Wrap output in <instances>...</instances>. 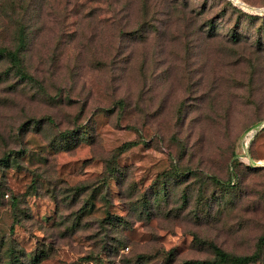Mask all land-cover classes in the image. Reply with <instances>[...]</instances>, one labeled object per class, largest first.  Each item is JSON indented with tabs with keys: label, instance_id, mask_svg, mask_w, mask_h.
I'll return each instance as SVG.
<instances>
[{
	"label": "rangeland",
	"instance_id": "obj_1",
	"mask_svg": "<svg viewBox=\"0 0 264 264\" xmlns=\"http://www.w3.org/2000/svg\"><path fill=\"white\" fill-rule=\"evenodd\" d=\"M111 1L76 27L61 0L19 13L35 79L0 60V158L11 157L0 264H186L211 260L209 242L253 252L264 235V0ZM116 8L130 26L111 46L116 18L104 12Z\"/></svg>",
	"mask_w": 264,
	"mask_h": 264
},
{
	"label": "trees",
	"instance_id": "obj_2",
	"mask_svg": "<svg viewBox=\"0 0 264 264\" xmlns=\"http://www.w3.org/2000/svg\"><path fill=\"white\" fill-rule=\"evenodd\" d=\"M28 0H0V34L2 32H6L9 27L14 26V33L13 36H11L8 40L2 39L0 40V60H6L9 63V70L14 69L16 70L21 77L29 78L34 80V76L28 74V69L25 65V61L22 55L23 49L25 48L26 44V38H27V32L28 28L23 24L22 19L19 17V13L26 12L28 10ZM33 1V0H32ZM49 0H41V4L43 5V2L47 3ZM112 2L111 0H61L60 4H62L61 11L64 12L66 17H72L75 15V18H72L71 24H77L76 22H80L81 17L87 16V14L81 13L82 11H86V9L95 7L97 4H102L103 2ZM118 4L120 0H115ZM145 1V0H144ZM121 3V2H120ZM160 3L162 5H167V7H180L182 6L178 1L173 0V4L171 0H160ZM49 4V3H47ZM142 4L143 0H142ZM120 7H124V4H120ZM119 10L116 8L115 10L111 12L105 11L104 13H109V16L106 18H116V22H113V20L110 22L111 25L115 26L113 28V34L111 35V38L109 39V44L111 46L114 45V42L118 41L121 38L122 33H124L125 29L129 27L130 23L129 20L123 22L117 21V15L116 12ZM72 12V13H71ZM106 15V14H105ZM16 16V18H15ZM107 16V15H106ZM64 26V21L62 22ZM17 28V29H16ZM112 33V32H111ZM122 101H120L121 103ZM49 121H52V119L48 118ZM135 141H127L122 143L119 147H117L114 151L113 158H116L117 155L121 154L128 148L135 146ZM10 152L5 154L3 157L0 158V165L7 166L10 164L11 157L9 155ZM212 181L219 183V180L214 175L209 176ZM3 196V193H1ZM15 198L12 200V208H14ZM14 212V211H13ZM15 212H14V219L13 223L10 226V231H13V224L16 220L15 218ZM5 245V244H4ZM209 246L212 250L213 257L209 261H196L191 262L188 261L186 264H250L253 262L258 261L262 256V251L264 249V235H261L258 237L256 242V248L253 252L249 254H231L223 250L219 245L209 242ZM34 261H38L37 257H34ZM7 264H13V262H7Z\"/></svg>",
	"mask_w": 264,
	"mask_h": 264
}]
</instances>
